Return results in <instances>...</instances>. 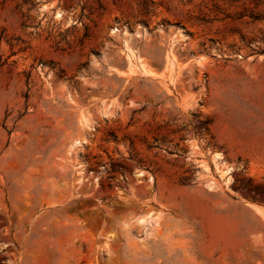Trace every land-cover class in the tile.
<instances>
[{"label":"rangeland","instance_id":"obj_1","mask_svg":"<svg viewBox=\"0 0 264 264\" xmlns=\"http://www.w3.org/2000/svg\"><path fill=\"white\" fill-rule=\"evenodd\" d=\"M0 264H264V0H0Z\"/></svg>","mask_w":264,"mask_h":264},{"label":"bare ground","instance_id":"obj_2","mask_svg":"<svg viewBox=\"0 0 264 264\" xmlns=\"http://www.w3.org/2000/svg\"><path fill=\"white\" fill-rule=\"evenodd\" d=\"M130 55V54H129ZM130 57V56H129ZM132 60V59H131ZM130 63V62H129ZM131 63H132V61H131ZM141 64V63H140ZM143 64H141V68H142V70L146 73V75L147 74H149V75H153V76H156L157 74H155L154 73V71L152 72V71H150V70H147V68H144V65L142 66ZM130 66V65H129ZM132 66H133V64H132ZM134 67V66H133ZM133 67H129V68H132L133 69ZM128 68V69H129ZM139 68H140V65H139ZM140 68V69H141ZM131 69H129V71H130ZM220 171V170H219ZM230 170H229V168H225L224 170H223V174H224V176H225V174H228V172H229ZM221 172V171H220ZM227 181V180H226Z\"/></svg>","mask_w":264,"mask_h":264}]
</instances>
